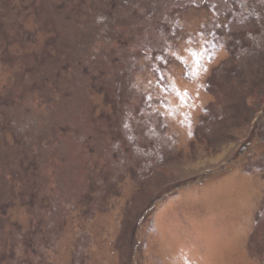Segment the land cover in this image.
<instances>
[{"label": "rangeland", "instance_id": "1", "mask_svg": "<svg viewBox=\"0 0 264 264\" xmlns=\"http://www.w3.org/2000/svg\"><path fill=\"white\" fill-rule=\"evenodd\" d=\"M263 140L264 0H0V264H264Z\"/></svg>", "mask_w": 264, "mask_h": 264}, {"label": "trees", "instance_id": "2", "mask_svg": "<svg viewBox=\"0 0 264 264\" xmlns=\"http://www.w3.org/2000/svg\"><path fill=\"white\" fill-rule=\"evenodd\" d=\"M255 138H260V135H256V137ZM264 141V140H263ZM252 144V143H251ZM250 146V145H249ZM256 146V145H255ZM243 147H248V144L246 145L245 144V146H243ZM243 147H242V149H243Z\"/></svg>", "mask_w": 264, "mask_h": 264}, {"label": "bare ground", "instance_id": "3", "mask_svg": "<svg viewBox=\"0 0 264 264\" xmlns=\"http://www.w3.org/2000/svg\"><path fill=\"white\" fill-rule=\"evenodd\" d=\"M166 162V161H165Z\"/></svg>", "mask_w": 264, "mask_h": 264}]
</instances>
